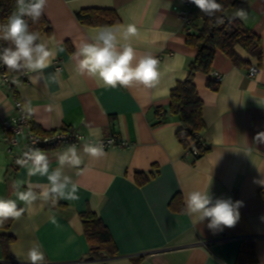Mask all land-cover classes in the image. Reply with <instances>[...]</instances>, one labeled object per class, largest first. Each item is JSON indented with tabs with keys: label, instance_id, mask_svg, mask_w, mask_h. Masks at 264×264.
I'll use <instances>...</instances> for the list:
<instances>
[{
	"label": "crops",
	"instance_id": "obj_1",
	"mask_svg": "<svg viewBox=\"0 0 264 264\" xmlns=\"http://www.w3.org/2000/svg\"><path fill=\"white\" fill-rule=\"evenodd\" d=\"M188 4L195 29L200 28L207 16L189 0H48L44 15L51 33H42L41 39L62 51L42 73L12 76L10 86L0 75V115H13L19 99L33 126L44 133L71 128L87 139L114 137L129 147L104 149L99 158L84 154V144L77 147L85 170L64 169L79 186L77 200L38 198L31 205L17 200L25 212L10 229H0V264H30L27 252L33 243L41 245L45 264H236L248 238L256 239L257 264H264V184L254 182L264 180V142L254 139L264 131V0H244L226 13L231 19L236 9H245L248 19L239 20L262 37L257 77L250 79L247 69L234 67L222 52L211 71L222 75L218 91L208 85L211 73L196 76L207 126L201 135L209 151L195 159L186 155L176 136L181 124L169 113L171 92L187 78L197 56V49L186 44L176 9ZM85 9L115 10L121 22L111 27L136 24L138 35L130 43L137 58L151 52L160 60L162 76L156 88H105L77 73V45L101 28L79 22L77 13ZM237 52L259 63L242 49ZM95 129L98 138L91 134ZM2 136L0 124V198L16 199L13 181L28 179L27 168L14 167ZM65 148L42 150L51 168L58 166L56 154ZM137 171L153 176L139 185ZM31 179L47 183L45 177ZM208 186L214 200L243 201L235 226L213 231L207 219L196 224L186 214L185 194ZM88 210L110 230L117 257L91 258L81 219ZM3 235L13 238L7 249Z\"/></svg>",
	"mask_w": 264,
	"mask_h": 264
},
{
	"label": "clouds",
	"instance_id": "obj_2",
	"mask_svg": "<svg viewBox=\"0 0 264 264\" xmlns=\"http://www.w3.org/2000/svg\"><path fill=\"white\" fill-rule=\"evenodd\" d=\"M201 13L215 17L216 22L223 23L224 7L217 0H189ZM48 0H15V8L7 17L5 23H0V64L9 71L21 74H38L47 69L56 59L57 49L49 47V43L41 39L36 31H31L29 19L32 23L40 20L44 14ZM234 18L242 21L248 19V13L243 8L234 12ZM138 35V28L134 23L122 27L104 26L99 28L90 40H82L73 53L76 60V71L81 76H87L96 81L97 85L105 88H128L140 85L146 89L156 88L160 82L162 72L160 60L151 52L139 56L130 43L132 37ZM35 82V77H32ZM16 79L13 83H17ZM264 105V104H261ZM100 136L99 129L91 133ZM255 140L264 142V131L256 134ZM83 153L99 158L105 154L104 145L97 139L96 142H87L83 145ZM58 166L50 167L48 156L39 148H29L16 160V164L27 168L28 179L13 181L16 199L0 198V225L9 219H19L25 212L19 208L17 200L31 205L38 198L45 201L58 199L77 200L79 186L65 174V166L85 169L84 160L75 144L68 145L62 152L56 154ZM78 172V174H79ZM45 177L47 183L33 182L32 177ZM2 182V181H0ZM264 184V180L254 181ZM185 212L193 217L196 224L208 220L210 230H222L223 227H233L240 218L239 209L243 201L233 202L230 198L213 199L206 190H192L185 194ZM264 219V217H262ZM55 223V221L53 220ZM30 264H45V253L39 243H33L27 252Z\"/></svg>",
	"mask_w": 264,
	"mask_h": 264
},
{
	"label": "trees",
	"instance_id": "obj_3",
	"mask_svg": "<svg viewBox=\"0 0 264 264\" xmlns=\"http://www.w3.org/2000/svg\"><path fill=\"white\" fill-rule=\"evenodd\" d=\"M242 1L244 0H217L224 7L223 13H218L217 16H222L224 22L218 24L215 17L207 16L200 28H196L192 33L187 34L186 44L191 48L197 49V56L189 65L187 78L178 82L171 92L169 113L177 117L181 124V128L176 134L177 139L186 150L196 148L201 155L206 154L209 149L202 148L198 142L207 126L203 118L204 103L198 93L195 82L197 74L210 75L218 52L226 55L232 65L239 69L248 70L251 62L244 59L237 52L238 48L252 58L257 59L260 65L263 60L262 37L247 28L239 19H229L226 16L229 9ZM14 8L15 0H0V23L6 22L7 17ZM77 18L82 25L91 27L114 26L121 22L118 13L111 9H85L77 13ZM29 27L31 31L38 32L40 36L44 32L51 33L50 24L44 14L36 23H32L29 19ZM0 44L7 46L5 42H0ZM2 67L10 77L21 75V73L9 71L0 64V69ZM208 85L214 91H218L220 88V82L213 80L208 81ZM33 130L44 134L36 125L33 126ZM152 176V174L137 171L135 179L139 185H143ZM81 219L91 258H98L101 254L112 258L117 257L119 253L118 247L102 219L90 210L82 213ZM15 220H7L3 225H0V229H10ZM12 241L13 238L9 236H1V243L4 249H7ZM257 263L256 239L248 238L243 240L236 264Z\"/></svg>",
	"mask_w": 264,
	"mask_h": 264
},
{
	"label": "built area",
	"instance_id": "obj_4",
	"mask_svg": "<svg viewBox=\"0 0 264 264\" xmlns=\"http://www.w3.org/2000/svg\"><path fill=\"white\" fill-rule=\"evenodd\" d=\"M180 14L182 24L187 34L192 33L195 29L194 19L191 12V6L188 4L185 8H176ZM58 70H63L60 62L55 63ZM259 63H251L248 69V77L255 79L260 72ZM0 75L3 82L10 86L11 77L5 72L4 68L0 69ZM213 81L221 82L222 75L218 72L211 73ZM15 113L10 116L0 115V124L2 128V141L5 145L6 154L14 162V167L19 168L16 160L20 158L24 151L29 148H39L40 150H51L56 148L67 147L70 144H75L77 147L87 143L96 142L97 140L87 139L84 135L80 134L71 128H62L46 132L44 134L37 133L33 130V123L30 115L25 108L23 102L16 99L14 102ZM103 143L104 149H126L129 147L128 142L117 138L99 139ZM202 148H208V143L203 139L198 140ZM186 155L195 159L201 155L200 151L196 148L186 150Z\"/></svg>",
	"mask_w": 264,
	"mask_h": 264
}]
</instances>
